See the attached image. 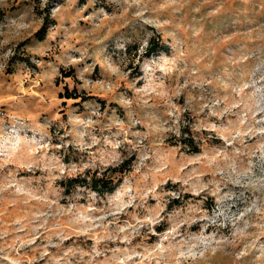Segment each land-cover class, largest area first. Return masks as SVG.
Wrapping results in <instances>:
<instances>
[{
	"label": "rangeland",
	"instance_id": "rangeland-1",
	"mask_svg": "<svg viewBox=\"0 0 264 264\" xmlns=\"http://www.w3.org/2000/svg\"><path fill=\"white\" fill-rule=\"evenodd\" d=\"M0 264H264V0H0Z\"/></svg>",
	"mask_w": 264,
	"mask_h": 264
},
{
	"label": "trees",
	"instance_id": "trees-1",
	"mask_svg": "<svg viewBox=\"0 0 264 264\" xmlns=\"http://www.w3.org/2000/svg\"><path fill=\"white\" fill-rule=\"evenodd\" d=\"M45 26L43 25L42 28L39 30V33H40V37L43 38L44 34H45ZM163 46L160 44V42L158 40H155V39H152L150 42H149V45L147 46V48L145 49V53L146 55H149L151 53H153L154 51L156 50H160V49H164L162 48ZM68 98H76L77 96H75L74 94H67ZM127 162H123L121 163V165H119L118 167L116 168H113L114 171H117V170H121L125 165H126ZM110 177H106V175H102V176H98L96 174L92 175L91 178H73L70 180V182H73V183H76V184H79V185H83V184H87L91 187V189H93L94 191L98 192V193H104V192H107V193H110L112 192L117 183H113L110 181Z\"/></svg>",
	"mask_w": 264,
	"mask_h": 264
}]
</instances>
